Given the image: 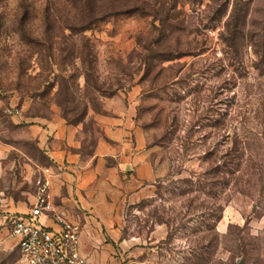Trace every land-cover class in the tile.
Returning a JSON list of instances; mask_svg holds the SVG:
<instances>
[{
	"label": "rangeland",
	"instance_id": "rangeland-1",
	"mask_svg": "<svg viewBox=\"0 0 264 264\" xmlns=\"http://www.w3.org/2000/svg\"><path fill=\"white\" fill-rule=\"evenodd\" d=\"M129 110L156 176L101 264H264V0H0V211L34 201L52 119L89 157Z\"/></svg>",
	"mask_w": 264,
	"mask_h": 264
},
{
	"label": "crops",
	"instance_id": "crops-1",
	"mask_svg": "<svg viewBox=\"0 0 264 264\" xmlns=\"http://www.w3.org/2000/svg\"><path fill=\"white\" fill-rule=\"evenodd\" d=\"M99 122L112 142L100 138L89 157L78 150L81 146L79 125L59 117L49 124L53 134L51 159L64 168L61 176L54 179V201L57 208L66 209L80 223L82 251L93 264H101L100 257L109 256L112 250L109 243H99L106 240L101 233L103 225L113 240L121 239L119 225L125 201L140 194L141 187L154 181L156 176L148 153L130 145L129 136L135 130L131 110L118 116H101ZM105 155L117 156V162L105 165L102 158ZM30 208L27 211L7 209L26 213ZM43 219L53 224L46 217Z\"/></svg>",
	"mask_w": 264,
	"mask_h": 264
},
{
	"label": "built area",
	"instance_id": "built-area-1",
	"mask_svg": "<svg viewBox=\"0 0 264 264\" xmlns=\"http://www.w3.org/2000/svg\"><path fill=\"white\" fill-rule=\"evenodd\" d=\"M63 169L57 163L40 167L29 212L0 211V228L17 239L24 264H93L82 251L80 223L66 209L57 208L54 201V179Z\"/></svg>",
	"mask_w": 264,
	"mask_h": 264
},
{
	"label": "trees",
	"instance_id": "trees-1",
	"mask_svg": "<svg viewBox=\"0 0 264 264\" xmlns=\"http://www.w3.org/2000/svg\"><path fill=\"white\" fill-rule=\"evenodd\" d=\"M237 169H242L241 161L238 162Z\"/></svg>",
	"mask_w": 264,
	"mask_h": 264
}]
</instances>
